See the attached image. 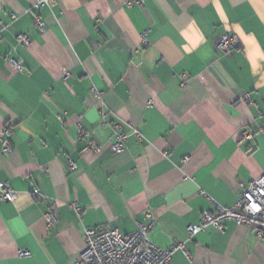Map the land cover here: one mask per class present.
<instances>
[{
	"label": "crops",
	"instance_id": "0c3cea01",
	"mask_svg": "<svg viewBox=\"0 0 264 264\" xmlns=\"http://www.w3.org/2000/svg\"><path fill=\"white\" fill-rule=\"evenodd\" d=\"M138 1L37 11L34 0H0V139L13 126L9 155L0 140V181L16 191L0 201V264H73L85 227L127 235L147 215L151 243L184 244L170 264H264L251 226L188 235L264 174V0ZM221 35L238 47L221 52ZM114 124L127 135L119 154Z\"/></svg>",
	"mask_w": 264,
	"mask_h": 264
},
{
	"label": "built area",
	"instance_id": "2783aa9c",
	"mask_svg": "<svg viewBox=\"0 0 264 264\" xmlns=\"http://www.w3.org/2000/svg\"><path fill=\"white\" fill-rule=\"evenodd\" d=\"M133 2H139L133 0ZM56 0H34L33 9L40 11L43 9L51 10ZM12 18H15L12 16ZM34 27L40 32L46 31V23L38 16L34 17ZM18 41L22 44H28L26 35H19ZM239 42L235 37L221 35L217 42V48L223 53H229L231 48L238 47ZM10 65L17 70H22V65L10 60ZM91 94L94 100L102 101V92L92 87ZM107 115L102 116L106 120ZM112 127L113 141L110 143V149L113 154H119L125 149L127 135L122 131L120 124H114ZM13 126L5 124L3 136L0 139L2 143L1 153L9 155L12 152L9 139L12 135ZM137 133V131H134ZM80 136H90V132L85 129L79 130ZM249 137V133H245ZM92 152H100L98 145L91 144L87 148ZM76 165L69 161L70 171L75 170ZM32 195L39 200L42 195L38 189H34ZM16 199V191L8 182L0 181V201L13 202ZM44 218L49 228L53 227L55 222L51 211L45 213ZM147 221L138 225V228L130 233L123 234L119 229L111 228H87L83 229L84 250L78 260L73 264H170L173 254L184 249L183 242H176L167 249H162L148 239V233L154 225V220L149 215ZM233 222L238 226H251L254 228L257 237H264V174L250 181L243 186L241 195L230 207L216 205L215 210L203 213L200 221L195 225H189V239L198 233L204 232L206 228L213 227L219 232L224 231V224ZM19 257L29 256V252L21 250Z\"/></svg>",
	"mask_w": 264,
	"mask_h": 264
}]
</instances>
